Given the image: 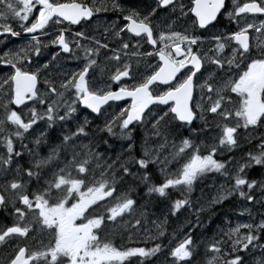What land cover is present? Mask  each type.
Listing matches in <instances>:
<instances>
[{
  "label": "snow or ice",
  "instance_id": "6c2138e0",
  "mask_svg": "<svg viewBox=\"0 0 264 264\" xmlns=\"http://www.w3.org/2000/svg\"><path fill=\"white\" fill-rule=\"evenodd\" d=\"M109 8L122 12L126 22L112 31L113 37L120 38V48L129 49V43L121 33H130L152 46L153 50H145L143 55L158 57L159 63L154 67L149 63L152 70L138 74L132 72L130 64L125 63L122 67L118 64L115 72L109 74L111 83L100 87L94 83L95 67L98 66L100 50L109 48L108 37L102 33L103 39L90 38L83 31L72 33L68 28L55 32L48 29L65 21L69 25L86 24ZM177 9L187 15L178 0H153V4L144 9H125L118 0L107 4L100 0L91 3L88 0H0V36H18L20 33L14 29V22L25 33L40 32L52 36L43 46L58 48L56 55L61 52L74 55L76 51H83L85 61L78 71L59 81L49 80L46 74L45 87L41 91L37 87L40 73L49 68L51 61L33 64L32 56L41 55V41L36 35L32 36L36 44L32 45L31 51L7 52L0 56V64L9 69L7 77L0 79V147L5 149L0 154V173H7L11 168L16 172L12 179L0 184V206L6 208L11 204L17 217L11 226L0 228V244L17 238H31L29 233L33 226L25 221L28 213H32L34 222L50 230L52 235V240L40 249L31 250L23 242L17 244L8 264H123L132 256L147 258L161 252L160 244L150 249L133 247L121 250L110 242L101 241L97 230L107 227L108 223H116L125 214L138 211L139 201L131 195V190L138 185L134 181L132 184L125 182L124 190L116 186L117 180L126 181L129 176L139 177L147 188V195L170 197L169 190L191 192L198 177L215 172L224 177V182L209 203L221 204L232 196H239L249 204L257 202L264 208V174L256 180L248 172L254 166L264 170V137L256 145L258 152L249 151L246 158L241 157L235 164L217 158V153L231 152L239 147L240 128L264 127V21L257 25L248 18L257 14L264 17V0H244L243 3L232 0L231 11L226 0H192L189 11L196 18L193 24L200 29H208L210 25L215 28L214 22L222 10L237 25L227 32L214 33L215 48L207 50L200 48L203 43L200 36L190 34L187 28L184 31L164 30L158 23L154 24V18L175 13ZM36 12L38 15L34 14ZM85 40L89 43L83 44ZM139 44L138 40L137 46ZM229 47L230 55L225 54ZM112 52L109 58L121 61L116 50ZM209 52L213 54L208 55ZM205 64L214 65L215 70L205 68ZM241 64L243 70L232 73V69H240ZM12 82L16 85L14 95L11 94ZM112 83L119 85V89L113 90ZM161 85L167 87L161 88ZM197 88L200 99L194 101ZM66 93L72 94L70 101L65 99ZM228 93H234L238 98L235 107L231 106L234 98ZM125 98H131L130 108L109 117L98 131L128 140V160L117 157L102 161L104 154L92 150L97 146L94 137L90 143H83V138L90 135L86 127L90 123L87 117L83 124H77L75 130L62 131L59 143L49 145L47 156H39L23 143L29 136L34 137L37 146L48 143L44 128H39L37 134L40 121H44L48 128L60 121L63 129L64 123L74 119L77 104L97 116H104L108 111L104 106L109 101ZM13 104L20 110L13 109ZM21 105L27 109V118ZM35 105L42 108L38 110ZM197 113L205 128L210 129L214 124L219 129L203 151L191 139L177 135L180 127L192 125ZM206 113L211 114L210 117ZM141 128L144 132L142 154L137 158L132 155L136 147L132 133ZM99 139L107 143L102 136ZM15 141H20L21 150L16 149ZM25 149L33 158L26 167H21L20 158ZM68 156L71 160L67 159ZM93 161L97 168H101L99 179L95 170L89 167ZM172 165H175L174 169ZM154 168L158 169L162 180L156 177ZM44 169L48 171L44 172ZM33 178L37 186L29 191L27 186ZM100 201H106L100 205L104 208L103 213L92 207ZM18 203L23 207L17 206ZM187 205V197L176 199L169 211L175 215ZM78 220L81 221L79 224L76 223ZM141 223L140 219L136 220V225ZM158 228L159 235L163 236V223ZM241 228L247 232L241 234ZM227 235L231 241L228 251L224 240L217 239L205 245L206 264H220L223 256L229 257L224 264H248L246 255L256 248L264 249V243H260L264 239V216L259 223L237 225ZM195 248L196 241L190 233L186 234L165 253L170 257L167 264H196ZM257 264H264V261H257Z\"/></svg>",
  "mask_w": 264,
  "mask_h": 264
},
{
  "label": "flooded vegetation",
  "instance_id": "af4514ba",
  "mask_svg": "<svg viewBox=\"0 0 264 264\" xmlns=\"http://www.w3.org/2000/svg\"><path fill=\"white\" fill-rule=\"evenodd\" d=\"M64 2H67V0H64ZM89 3L92 2V0H88ZM102 3H110L111 0H100ZM120 4L124 6L125 9L136 7L140 9H144L147 5L153 4V0H118ZM241 3L244 2V0H240ZM179 4L184 5V11L187 13V15H183L180 13L179 9L175 13H165L161 15L158 19L154 18V24L158 23L161 28L164 30H169V29H175L177 31H184L185 28L188 29V32L192 35H198L201 38V41L203 43L200 45L201 49L207 50L209 48H215V42L212 40V35L214 33H223L227 32L231 29H235L237 25L230 21L226 15L223 14V10L221 15L217 17V21L215 23V28H213L211 25L209 26L208 29H200L198 25H194L193 21H195L194 15L189 11V8L192 6V0H178ZM226 6L229 11L232 10V0H226ZM35 15H38V12L34 13ZM248 15V14H246ZM249 20L257 25L261 21H264V17L259 16L258 14L255 16L249 15L248 16ZM126 22L123 20V13L120 11H114L109 8L108 11L106 12H100L97 14V16H94L91 21H88L86 24L82 22L81 25H69L67 21H65L61 25H56L55 27H51L48 29V31L55 32L56 29H62V28H68L70 32L74 33L75 31H83L88 35L90 38L95 37L96 39H103L101 36L102 33H104L108 37V44L109 48L108 49H101L100 52L103 54V61L102 64L104 66L107 65H120L121 67L123 64L127 63L131 65L132 72L134 74L138 73H143V72H150L152 70L151 67H149V63L151 66H155L159 63L158 57L156 58H151L144 56L143 53L145 50L152 51V46L145 43L141 38H137L132 36L130 33H121V37L129 43V49L127 50H122L120 48V38L119 37H113L112 36V31L113 30H118L120 27L124 26ZM13 27L14 29L19 32L20 34L16 36V38L11 39L9 35L6 36H0V54L7 49L11 45H15L17 47H23L24 50H29L31 51L32 45L36 44V41L32 39L33 35H36L40 41H41V55L39 57H36L35 55L32 56V62L35 65L37 62L39 63H47L51 61L50 66L52 65L58 67V61L57 58H61L64 60L69 66L75 69V71H78L80 66L83 65L84 61V53L83 51H76L74 55L70 54H65V53H60L59 55H56V53L59 51L58 48L55 46H47L44 47L43 45L48 43L52 39V36L50 35H43L40 32H37L35 34H30V33H25L17 24L13 22ZM140 41L139 46H137V41ZM8 44L7 46H2V44ZM83 44H88L89 41L85 40L82 41ZM253 44H255V41L253 40ZM135 46V47H134ZM115 49L116 53L120 55L121 61H115L110 59L113 55L112 50ZM23 50V52H24ZM194 50H196V47L194 46ZM125 51L127 52V55H125ZM230 47L225 49V54L230 55ZM138 53L139 55H134L133 53ZM6 52H3V54ZM2 54V55H3ZM212 52H209L208 55H212ZM53 56H56V58L53 60ZM207 67H215L214 65L210 64H205V68ZM5 69H8V67L0 64V73H2ZM243 70V64H241L240 69H236L235 67L232 69V73H235L237 71H242ZM108 72H105V77L103 75V78L100 79L99 81L94 80V83L99 85L100 87H103L106 83H111L109 81V74L114 73V70H107ZM97 70L95 71V73ZM91 74V73H90ZM100 74V72H98ZM205 74V73H204ZM199 76V74H197ZM132 81H129L131 83ZM123 83V81L121 82ZM113 90H118L119 85L112 83L111 84ZM37 87L42 91L44 88V83L42 81V78L40 76V83L37 85ZM161 88H166L167 86L161 85ZM14 89V85L12 82V90ZM14 94V90L12 91V95ZM228 95L232 96L234 99L233 101H237L238 98H235L234 93H228ZM72 97V94H65V99L70 100L69 98ZM200 99V90L197 88L194 92V101H198ZM28 104H32V101H27ZM132 101L131 99L125 100V102H110L108 105H105L104 108H107L108 111H112L114 109H124V108H130ZM111 105V107H109ZM11 107L15 110H19L15 108L13 105ZM25 107V105L23 106ZM21 107V108H23ZM155 107V106H153ZM164 107V106H161ZM77 112H80L83 115H86L90 119V123L92 124L93 127H101L103 122H101L102 116H97L92 114L91 112L84 110L79 104L76 105ZM107 111V112H108ZM199 114L197 113V117ZM263 128V127H262ZM134 133V131H133ZM107 160H115V158L112 156H105ZM32 158L29 159V161ZM27 164H21V167H26ZM12 173L9 176V179H12L15 175V168H12ZM45 172V169L43 170ZM101 172V168L96 172V177H99V174ZM25 180H27V177H24ZM129 180L135 185H138V187H134L131 190V195L139 201V206L141 205L145 206V200H150L149 196L146 194L147 193V188L143 183L137 184V177H129ZM42 183V181H41ZM120 180H117V188L120 190H124V185H119ZM131 183V184H132ZM37 186V181L35 178L32 179L30 183H28V190L33 191L35 190ZM86 191V190H82ZM143 193L142 198L137 197V193ZM153 200V199H152ZM229 201H232L231 199ZM106 201H100L98 202L97 205H93L92 207L97 208L100 213L104 212V208L100 207V205H104ZM225 204V203H224ZM223 204V205H224ZM10 205V206H9ZM6 208L0 206V228H3L5 226H11L13 222L17 219L16 215L14 214L13 206L9 204ZM222 205V206H223ZM19 207H23V205H20L19 203L17 204ZM10 207V208H9ZM219 206L214 207L217 209ZM12 208V209H11ZM6 209V210H5ZM8 210V211H7ZM92 209L90 208L88 211L90 212ZM214 210V209H213ZM212 210V211H213ZM211 211V212H212ZM236 211V210H234ZM209 213H200V223L203 220L205 215L210 214ZM233 212V211H232ZM87 215V213H85ZM233 217V214H228V218ZM139 219V211L137 213L128 215L125 214L124 218H118L116 223H108L107 227H103L101 230H97L100 234L101 241H107L112 244V246L116 247L117 249H128V248H133V247H140L137 245L138 242V235H137V230L138 225H136V220ZM25 221L28 222L30 225L33 226L32 232L29 233V237L31 238H17L15 240H10L8 243L0 244V264H8L9 260L12 258L17 244L23 242L28 246L29 249L31 250H36L43 248L46 246L51 240H52V235L50 233V230H48V240H46V234L47 231L46 229L42 228V225L39 223H35V218L33 217L32 213H28V215L25 217ZM81 221L78 220L76 221L77 224H79ZM199 223V224H200ZM3 225V226H2ZM125 225L127 226V229L125 228ZM220 227H215V228H209L207 231H205L203 228H199L198 230L200 232V239L201 241L198 242L200 244V247L202 250L205 251V245H207L216 240L220 239V232L216 231ZM246 232L247 230H243ZM196 233V230L192 233V238H194ZM214 235V236H212ZM213 237V238H212ZM226 251L230 250V248L225 247ZM242 255V254H241ZM244 255V254H243ZM259 256V254H256ZM228 256H223L221 258V263L224 264V260L228 259ZM134 260H138L136 256H133ZM246 259V257H245ZM205 261V259H204ZM32 264H35V262H32ZM123 264H127L126 262Z\"/></svg>",
  "mask_w": 264,
  "mask_h": 264
},
{
  "label": "rangeland",
  "instance_id": "374dc122",
  "mask_svg": "<svg viewBox=\"0 0 264 264\" xmlns=\"http://www.w3.org/2000/svg\"><path fill=\"white\" fill-rule=\"evenodd\" d=\"M9 37L13 40L14 38H16V36H11V35H9ZM7 45L8 44H6L5 42L4 44H2V46H7ZM23 50H24L23 47H17L15 44V45L9 46L3 52L23 53ZM2 54H0V56H2ZM57 61H58V67L54 66L57 63L52 65V67L49 64V68L47 70L41 71L40 76L42 78L43 83H44L46 74L49 80L59 81L60 79H63L65 76H67L69 73L75 71L74 68L69 66L61 58H57ZM101 61H103V54H101L100 52V55L97 59L98 66L95 67V71L97 70V72L95 73L94 80L96 81H99L100 79H102L103 75L105 77L104 73L108 72L107 71L108 69L109 70L112 69L114 71L116 70L117 65L116 66L115 65L114 66L113 65L104 66ZM207 68L211 70H215V67L213 68L207 67ZM98 72H100V74H98ZM8 73H9V69H5L2 73H0V79L6 78ZM207 75L208 73L205 72L204 76L207 77ZM5 88H7V85H5ZM66 94H71V93H66ZM69 99L71 100V98ZM236 104H237V101H233L231 106L235 107ZM35 106L37 107L38 110L42 108V106L40 105H35ZM23 108L25 109V118H27V115H28L27 109L26 107H23ZM121 110L122 109H114L112 111L106 112L104 116H102L101 122H103V124L101 125V127H93L92 124L89 123L86 127L90 135L88 138H83V143H86V144L89 143L91 139L94 137V135L96 136L94 137L95 140L100 141L99 138L102 136L104 140H107V142H109L110 140H114V139L121 141L122 143L125 144V152H128L127 145L130 143L128 140H122L119 138L118 135L108 136L106 132L98 131V129H101L104 127L105 121L108 120L109 117H114V114L118 115ZM205 115L210 117L211 114L206 113ZM86 117H87L86 115H83L80 112L76 111V113L74 114V119L69 120L67 123H64L63 129H61V126H60L62 122L56 121V123L52 127V131L62 137V131L66 132L72 129L75 130L77 124L79 122H82L79 124H83ZM87 119L90 121L88 117ZM173 123L179 124L177 121H174ZM195 126L196 127L194 126L180 127L178 129L177 135L178 136L181 135V137H183L185 134H188V135L191 134L192 138L195 137L194 138L195 144L198 145L203 151L205 147L209 144V142L213 139L214 135L219 132V129H217L214 124L211 125L210 129L205 128L204 121L201 120L199 116L197 117L195 121ZM39 128H44L48 136L49 128L46 126L44 121H40L39 126L37 128V134H39ZM239 133H240L239 147H237L231 152L217 153L218 159L223 160L225 162L231 160L233 164H235L237 161L241 160V157L246 158L249 150H253V149H249V150L246 149V148H250L248 146L249 142L250 143L256 142L254 144L252 143L251 145H254L255 147V150L253 151H256V152L259 151L256 145H258L261 142V137H264V127L262 128V127L257 126L255 129L250 127L248 130H245L244 128H240ZM132 135H133V138L139 135L142 137V140H143V137H144L143 129L141 128L139 130L134 131ZM176 142L179 143V140H177ZM23 143L27 144L33 152H37L39 156H43L41 153V148H44V153L46 152V154L48 155L50 151L49 145H53L52 143L48 145H46L47 143H43L37 146L34 143V137H31V136H29L28 139H25ZM142 143L143 141L140 143V145L136 149L138 152H141ZM15 147L18 151L21 150L20 141H15ZM23 151H24V156L20 158V165L25 164V163L27 164L29 162V159L33 158L28 154V150L25 149ZM236 151L238 152L234 155ZM4 152H5V149L3 147H0V154H3ZM129 156H128V159H129ZM136 157L138 158V156ZM235 157L237 158L234 159ZM172 167L174 169L175 165H172ZM12 171L13 170L11 168L9 169L7 173H0V184H3L6 180H10L9 176H11L10 174L12 173ZM47 171L48 169H45V172ZM154 171H155V168H154ZM155 172H156L155 173L156 177L162 180L163 177L160 176L158 169H156ZM248 172H249V176L256 180H260L262 178V174H264V170H262L259 166H254L253 168L249 169ZM73 175H75V173H73ZM97 179H99V177ZM223 182H224V177L220 176L218 173L209 172L197 178V180L194 182L192 186L191 192H188L187 190H185L184 192H180L176 189H171L169 190L171 192L170 197H159L158 195H155V194L151 196L148 195L150 200L149 201L145 200V206L141 205V207L139 206L138 208L139 219L141 220L142 223L141 225L138 226L139 229L137 230V235L139 237L137 245L140 247H144L146 249H150V248L155 247L157 244H160L162 246V251L158 252L155 256L147 257V258L136 256L138 260H134L132 256V257L127 258L123 263L126 262L127 264H167V260L170 259V257H166L165 253L168 251L169 247L178 244L182 239H184L186 234L190 233L192 235V233L196 229H198L197 226L199 225L200 220L197 221V217H200V213H209L213 209H215L214 207L216 206L220 207L225 202H229L230 199L235 197V196H232L229 199L223 201V203L221 204L209 203V200L211 199L212 196L216 194L217 190L219 189L220 184ZM136 183L137 184L142 183L139 180V177H137ZM82 190H86V189H82ZM256 195L257 197H259L260 195L259 191H257ZM185 197H187V199L189 200V205L182 207L179 212H177L175 215H172L169 211L171 207V203L175 201L176 199H183ZM236 197H237V200L235 204L238 207V209L236 211L232 210L233 212L232 211L229 212L233 214V217H229V218H228V214H225L223 216V214L220 213L218 220L219 221L221 220L222 226L216 229V231L220 230L219 232H220L221 238L219 240L226 241V244L224 247H227V248H231V241L228 240V235H227L231 229L236 228L237 225L250 223L253 221L256 223H259L261 216H264V208H262L259 203L253 202L249 204L247 201L242 200L239 196H236ZM141 212L144 213L143 216H141ZM162 223H163L164 235L160 236L158 226L161 225ZM125 228L127 229L126 225H125ZM243 230H247V229L241 228V234H244L247 232V231L244 232ZM46 231H47L46 240H48V230L46 229ZM232 239H235V237L233 236ZM260 243H264V239H262ZM241 254L243 255L244 253H241ZM256 254H259V256ZM245 257H246L248 264H257V261H264V249L256 248L249 255H246ZM195 259H196V264H206L207 256L205 257V261L203 258L198 259L197 257H195ZM221 261L222 260H220V263Z\"/></svg>",
  "mask_w": 264,
  "mask_h": 264
},
{
  "label": "trees",
  "instance_id": "16d2710c",
  "mask_svg": "<svg viewBox=\"0 0 264 264\" xmlns=\"http://www.w3.org/2000/svg\"><path fill=\"white\" fill-rule=\"evenodd\" d=\"M79 123H82V122H79ZM196 127V126H195ZM202 128V127H201ZM73 130V129H72ZM94 137H96L95 135H94ZM180 137H181V135H180ZM184 138H189V139H191L192 141H193V143L195 144V141H194V138H192V136H191V134H185L184 136H183ZM62 137L61 136H59L57 133H55V132H53L52 131V128H49V134H48V136L46 137V139H47V141H48V143L46 144V145H48V144H53V145H55V144H57V143H59V141H60V139H61ZM92 140V139H91ZM97 141V140H96ZM110 141H112V142H110ZM109 142H107V143H104V142H101V141H97V146L95 147V148H93L92 150L93 151H96V152H98V153H100L102 150H103V152H101L102 154H104V155H106V156H113L115 159L117 158V157H120V158H122V159H124V160H128V156L130 155L129 154V152H125V144L124 143H122L121 141H119V140H117V139H114V140H110ZM133 141L135 142V145H136V147H135V149H134V152L132 153V155H134V156H140L142 153L141 152H138L136 149H137V147L140 145V143L143 141L142 140V137L141 136H137V137H135V138H133ZM90 143V142H89ZM99 143H101V144H99ZM254 144V143H256V142H249V147L250 148H246V149H253V150H255V147H254V145H251V144ZM245 147H247V146H245ZM107 148V149H106ZM253 150H249V151H253ZM105 151H106V153H105ZM238 151H236L235 153H234V155L237 153ZM41 153H42V155L43 156H47V154H46V152L44 153V148H41ZM110 155H109V154ZM102 156L101 157V160L102 161H104V160H107L106 158H105V156ZM232 155V154H231ZM233 156V155H232ZM237 157H235L234 159H236ZM61 159H63V153L61 154ZM67 159L68 160H71V156H68L67 157ZM89 167H91V168H93L94 170H95V173L99 170V168H97L96 167V165H95V161H93L90 165H89ZM154 170V169H153ZM155 171H156V169H155ZM156 173V172H155ZM257 177H258V175H257ZM125 182H127V183H129V184H131L132 182L129 180V178L127 177L126 178V181H120V183H119V185H124L125 184ZM142 194L143 193H137V197L138 198H142ZM230 202V203H229ZM229 202H226L223 206H220V207H218L217 209H214L210 214H208V215H205L204 216V218H203V221L201 222V225H200V229L201 228H203L205 231H207L209 228H213V225L215 224V225H217V224H220V222H221V220L219 221L218 220V218H219V216H220V213H222L223 214V216L225 215V214H231V213H229V212H231L232 210L234 211V208H237V206H236V204H235V202H236V197L232 200V201H229ZM199 231H201V230H196V233H195V237H194V240L195 241H197L196 242V248H195V252H194V255H195V257H197L198 259H201L203 256V254L205 253V251L204 250H202L201 249V247H200V244H198V242L199 241H201V239H200V232Z\"/></svg>",
  "mask_w": 264,
  "mask_h": 264
},
{
  "label": "water",
  "instance_id": "95a60500",
  "mask_svg": "<svg viewBox=\"0 0 264 264\" xmlns=\"http://www.w3.org/2000/svg\"><path fill=\"white\" fill-rule=\"evenodd\" d=\"M13 85H14V89H15L16 85H15L14 82H13ZM14 89H13V90H14ZM13 95H14V94H13ZM129 99H131V98H125V99H122V100H119V101H114V102H125V100H129ZM110 102H113V101H109V103H110ZM13 106H14L15 108H17L16 105L13 104ZM23 106H24V105H21L20 108L23 107ZM80 106L83 108L82 105H80ZM152 107H153V106H152ZM83 109H84V110H87V111H89V112H91L89 109H85V108H83ZM92 114H94V113H92ZM94 115H96V114H94ZM177 122L179 123V121H177ZM194 122H195V120L193 121V123H194Z\"/></svg>",
  "mask_w": 264,
  "mask_h": 264
},
{
  "label": "bare ground",
  "instance_id": "6f19581e",
  "mask_svg": "<svg viewBox=\"0 0 264 264\" xmlns=\"http://www.w3.org/2000/svg\"><path fill=\"white\" fill-rule=\"evenodd\" d=\"M106 141H107V140H106ZM108 141H109V140H108ZM99 144H101V143H99ZM101 145H102V144H101ZM106 149H107V148H106ZM95 152H96V151H95ZM101 152H103V150H102ZM101 152H100V153H101ZM105 153H106V151H105ZM108 154H109V153H108ZM109 155H110V154H109ZM104 156H106V155H104ZM155 197H156V196H155ZM9 206H10V205H9ZM9 208H10V207H9ZM6 209H8V208H6ZM6 209H5V210H6ZM11 209H12V208H11ZM8 210L10 211V209H8ZM8 210H7V211H8ZM13 210H14V209H13ZM163 211H164V210H163ZM165 211H166V210H165ZM2 226H3V225H2ZM219 231H220V230H219ZM219 231H218V232H219ZM212 236H214V235H212ZM212 238H213V237H212ZM206 245H207V243H206Z\"/></svg>",
  "mask_w": 264,
  "mask_h": 264
}]
</instances>
